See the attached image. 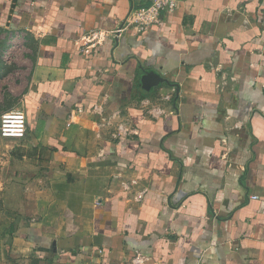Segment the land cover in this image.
Wrapping results in <instances>:
<instances>
[{
    "label": "crops",
    "instance_id": "1",
    "mask_svg": "<svg viewBox=\"0 0 264 264\" xmlns=\"http://www.w3.org/2000/svg\"><path fill=\"white\" fill-rule=\"evenodd\" d=\"M152 2L0 0V115L28 122L0 133V264H264V0L83 51Z\"/></svg>",
    "mask_w": 264,
    "mask_h": 264
},
{
    "label": "built area",
    "instance_id": "2",
    "mask_svg": "<svg viewBox=\"0 0 264 264\" xmlns=\"http://www.w3.org/2000/svg\"><path fill=\"white\" fill-rule=\"evenodd\" d=\"M180 1L153 0L148 6L134 9L128 17L111 30L91 29L86 31L82 35L84 39L83 51L88 48H96L108 41L117 40L124 33L131 32L135 35L145 33L150 27L161 24L167 14L177 9ZM175 96L176 89L173 88V91L160 94V99L165 102H173ZM148 112L156 117L161 115L164 109L160 106H151ZM27 132V116L23 109L5 111L0 115V133L3 137L23 139ZM139 258L140 256H137L134 261L140 263Z\"/></svg>",
    "mask_w": 264,
    "mask_h": 264
},
{
    "label": "water",
    "instance_id": "3",
    "mask_svg": "<svg viewBox=\"0 0 264 264\" xmlns=\"http://www.w3.org/2000/svg\"><path fill=\"white\" fill-rule=\"evenodd\" d=\"M144 73L145 75L143 77V87L146 93L152 92L155 87L163 83L171 85L168 79L163 77L159 72L155 70H145Z\"/></svg>",
    "mask_w": 264,
    "mask_h": 264
},
{
    "label": "rangeland",
    "instance_id": "4",
    "mask_svg": "<svg viewBox=\"0 0 264 264\" xmlns=\"http://www.w3.org/2000/svg\"><path fill=\"white\" fill-rule=\"evenodd\" d=\"M7 230V229H6Z\"/></svg>",
    "mask_w": 264,
    "mask_h": 264
}]
</instances>
